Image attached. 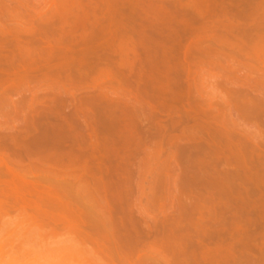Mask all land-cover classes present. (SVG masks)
I'll list each match as a JSON object with an SVG mask.
<instances>
[{
    "label": "bare ground",
    "instance_id": "1",
    "mask_svg": "<svg viewBox=\"0 0 264 264\" xmlns=\"http://www.w3.org/2000/svg\"><path fill=\"white\" fill-rule=\"evenodd\" d=\"M58 10L61 27L34 31L23 26L31 12L0 3L11 25L0 24V182L10 175L3 157L65 168L100 196L125 250L176 240L189 264L210 249L232 264H264V136L250 127H264V0H61ZM89 77L91 88H72ZM36 78L71 91L35 84L27 93ZM159 118L170 133H158ZM180 126L189 127L176 136ZM164 141V164L185 165L182 194L192 200L179 202L166 226L140 233L131 188L151 173L158 179ZM18 192L0 188V211L17 206L8 198ZM66 238L61 244L73 242Z\"/></svg>",
    "mask_w": 264,
    "mask_h": 264
},
{
    "label": "rangeland",
    "instance_id": "2",
    "mask_svg": "<svg viewBox=\"0 0 264 264\" xmlns=\"http://www.w3.org/2000/svg\"><path fill=\"white\" fill-rule=\"evenodd\" d=\"M60 2L61 0H0L10 13L31 12L33 19L25 20L23 26L34 31L44 26L61 27V24L56 23L60 16ZM71 16L62 24L64 28L72 21ZM9 23V15L0 17V24L5 25V29H10ZM61 52L68 55L69 49L62 48ZM64 67L65 64H62L53 69L59 71ZM193 76L192 74L190 78ZM94 81L92 77L85 78L72 88L85 91L92 87ZM29 82L27 93L37 90L34 89L35 84L40 86V90L53 86L71 91L63 81H42L36 78ZM4 87L6 85L1 86L0 90ZM27 93L24 96L26 100L29 98ZM10 101L15 102V97ZM161 120L165 119L159 118L157 121L160 128L158 133L165 130L170 133L169 122ZM188 127H178L175 135L179 136L181 130ZM250 127L259 136H264L261 120ZM138 129H145L142 117L139 118ZM172 142L181 144L185 140L175 139ZM162 149L161 162L156 166L159 171L158 179H155L156 173H151L141 179L138 188H131V220L140 233H147L148 227L151 228L154 223L161 226L163 222L166 226L168 222L164 220H169L174 215L178 203L188 206L192 200L182 194L183 188L188 184L187 181L184 183L182 173L185 165L174 162L164 164L169 154L166 141L163 142ZM193 152V149H186L185 155H192ZM3 158L10 169V175L6 183L0 182V188L14 184L19 192L17 197H7L9 202L17 199V206L6 212L0 211V264H189L180 255L182 247L176 240L166 243L150 239L125 250L119 236L108 224L105 203L99 195L78 180L77 173L36 160L19 162L13 157ZM232 168L231 165H223L219 170L230 172ZM2 171L3 167L0 166V173ZM3 198L0 193V201ZM45 203L53 208H45ZM63 208L71 214L65 213ZM54 237L56 238L52 239ZM66 237H71L73 242L61 244ZM259 246L260 243L257 244L258 248ZM214 255L216 257L212 264H232L233 257L223 249H210L203 255L197 254L196 258L200 264H208ZM256 258L255 254L242 255V259L248 262H255Z\"/></svg>",
    "mask_w": 264,
    "mask_h": 264
}]
</instances>
